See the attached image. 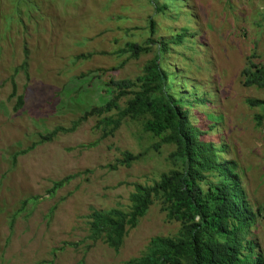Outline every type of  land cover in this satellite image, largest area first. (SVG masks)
<instances>
[{
	"label": "rangeland",
	"instance_id": "obj_1",
	"mask_svg": "<svg viewBox=\"0 0 264 264\" xmlns=\"http://www.w3.org/2000/svg\"><path fill=\"white\" fill-rule=\"evenodd\" d=\"M149 21L153 40L184 33L163 62L176 68V96L191 87L205 98L188 109L190 122L212 126L202 138L223 149L248 204L261 209L251 237L264 260V117L255 125L263 112L247 102L264 95L240 77L248 56L264 65V0H0V264H125L149 238L176 232L153 203L117 251L86 239L90 211H128L136 185L177 166L173 147L154 150L141 121L124 117L105 133L88 117L38 143L101 107L108 81L141 75L156 46L136 56L125 48L145 46ZM123 153L138 158L119 166Z\"/></svg>",
	"mask_w": 264,
	"mask_h": 264
},
{
	"label": "trees",
	"instance_id": "obj_2",
	"mask_svg": "<svg viewBox=\"0 0 264 264\" xmlns=\"http://www.w3.org/2000/svg\"><path fill=\"white\" fill-rule=\"evenodd\" d=\"M162 7L156 5L154 11ZM148 24L150 37L145 46L128 43L125 48L136 56L156 46L141 75L133 80L108 81L109 98L101 107L84 112L69 129H53L38 143L51 141L57 131H73L88 117H95L105 133L117 128L124 117L141 121L142 131L157 140L154 150L160 145L173 147L168 158L177 166L161 173L149 186L136 185L129 195L128 211H90L86 216V239L117 251L127 232L156 203L164 221L177 224L176 232L149 238L141 254L125 264H264L251 237L261 209H252L248 204L235 164L220 155L223 149L202 138L212 126L204 125L202 131L191 124L188 109L205 105V98L195 97L191 87L186 88L190 91L188 97L176 96V68L168 69L163 62L170 46L180 44L184 33L175 34L169 42L157 41L151 39L152 23ZM240 77L244 87L256 88L264 95V65L254 62L252 56L246 58ZM182 82L181 86L186 87ZM247 102L263 112L254 116L259 126L264 117V98ZM20 104L18 97L16 107ZM111 111H115L114 116ZM137 158L123 153L116 163L128 167ZM70 179L67 176L53 182L48 193L53 194Z\"/></svg>",
	"mask_w": 264,
	"mask_h": 264
}]
</instances>
